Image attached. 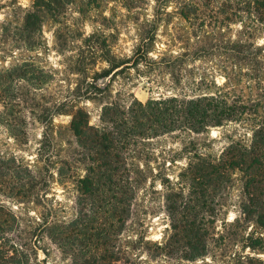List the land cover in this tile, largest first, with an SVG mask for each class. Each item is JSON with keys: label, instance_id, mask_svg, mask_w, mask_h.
I'll list each match as a JSON object with an SVG mask.
<instances>
[{"label": "rangeland", "instance_id": "obj_1", "mask_svg": "<svg viewBox=\"0 0 264 264\" xmlns=\"http://www.w3.org/2000/svg\"><path fill=\"white\" fill-rule=\"evenodd\" d=\"M258 18L255 0H0V72L21 75L20 104H0L21 111L20 125L0 122V214L11 221L2 234L24 246L29 264H264V154L246 167L264 121ZM228 40L260 47L257 59L211 49ZM215 93L240 96L247 113L202 133L148 138L120 123L127 136L114 152L131 185L80 192L97 154L73 132V112H88L96 129L134 98ZM241 154L244 166L224 165L223 181L196 188L192 227L174 229L182 217L168 206L190 197L197 156L228 163ZM195 248L203 253L191 256Z\"/></svg>", "mask_w": 264, "mask_h": 264}, {"label": "trees", "instance_id": "obj_2", "mask_svg": "<svg viewBox=\"0 0 264 264\" xmlns=\"http://www.w3.org/2000/svg\"><path fill=\"white\" fill-rule=\"evenodd\" d=\"M256 10L259 13V21L264 23V0H255ZM31 16V15H30ZM253 43H247L243 40H228L214 42L211 49L230 53L239 61L256 60L258 49H252ZM139 51L141 48H138ZM201 51L205 48H200ZM261 50V49H260ZM201 55V54H200ZM123 62L113 63V68L120 67ZM111 72L104 71L102 77H107ZM21 77L16 70H8L0 72V104L7 106L8 103L19 105L20 84L16 82V78ZM15 101V102H14ZM248 105L240 96H235L229 99L227 95L222 93L201 94L192 97L187 96H167L165 98L149 100L144 103L138 98L129 106L128 111L119 112L123 115L120 118L119 113H111L106 119V122L101 128H93L89 124V115L83 109H78L73 112L71 128L79 141H88L90 149L97 154L93 158V164L87 168V173L83 178L79 179L80 192L86 196L95 197L94 193L97 188L104 185V182L113 183L116 186L117 192H121L119 186L131 185L130 172L126 167H122L117 163L121 161L120 155L115 153V142L122 141L127 133L122 131L120 123L129 124L130 129L135 128L139 131L137 135L143 137H154L159 134L174 132L177 130H190L196 133L207 131L211 126H220L228 121L239 120L247 113ZM21 111L13 109L12 113L0 111V122L10 125L13 128L21 124L18 121V115ZM10 121V122H9ZM255 135L260 136V144L254 145L253 150H256L259 155L246 164V167H256L261 165L260 156L264 154V121L255 130ZM228 152V151H227ZM227 154V153H226ZM233 159L231 162H226L222 157L218 162L213 159L198 157L197 162L190 166V184L191 194L186 200L183 199V204L178 205V201L169 205V209L182 224H173L174 229L182 228L186 231V227H192L194 221L191 220V214L188 211L189 204L196 195V188L200 186H209L214 182H221L224 176L221 175L224 165L238 167L244 166L246 160L242 158ZM96 163V164H95ZM248 168V169H249ZM176 198H179L177 193H174ZM115 212L119 217L125 215L128 202L122 198L117 201ZM183 208V211L180 209ZM3 208H0L2 211ZM0 214V264H29L28 253L23 245L20 247L12 243L10 238L3 235L6 229L10 227V220L3 218ZM192 233V232H191ZM8 247V248H7ZM191 256L197 257L203 252L194 249Z\"/></svg>", "mask_w": 264, "mask_h": 264}]
</instances>
